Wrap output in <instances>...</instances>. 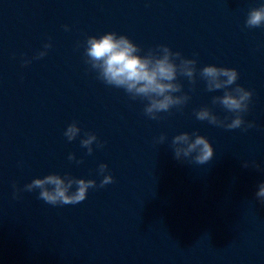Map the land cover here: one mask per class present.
I'll list each match as a JSON object with an SVG mask.
<instances>
[{
  "label": "clouds",
  "instance_id": "clouds-1",
  "mask_svg": "<svg viewBox=\"0 0 264 264\" xmlns=\"http://www.w3.org/2000/svg\"><path fill=\"white\" fill-rule=\"evenodd\" d=\"M245 27H264V4L248 11ZM64 28L69 30L67 25ZM51 47V43H46L44 50L39 51L34 58H43ZM142 52V48L128 36L112 31L100 36H88L84 44L85 62L90 66V70L97 73V79L108 86L123 89L132 100L146 101L144 114L150 119L159 120L162 118L160 113L170 112L173 107L180 108L189 101L190 96L183 92L178 77H186L194 84L197 60L185 58L181 52H174L164 44L149 48L144 54H141ZM30 63L31 61L24 60L22 66L26 67ZM199 77L205 82L208 92L223 90L222 95L212 97V104H219L231 116L221 119L211 108L204 106L194 111L197 120L229 130L243 128L247 131L248 128L255 127L254 122H246L244 119V115L250 110L253 91L237 83L239 72L236 68L209 64L199 69ZM177 93L180 94L176 95ZM80 134L81 129L75 121L64 131V136L69 142ZM165 140L166 136L163 134L158 138L161 144ZM94 143L99 148L104 146V142L100 141L95 133L86 132L80 140L81 147L87 149L88 155L93 153ZM171 146L178 161L191 158L195 163L203 165L214 156V148L209 139L196 131L175 135ZM68 159L76 160L75 154L69 153ZM243 167L247 168L248 163L245 162ZM98 174L103 177L99 185L95 179L77 178L69 173H51L42 178H34L25 184L23 189L17 188L14 183L13 198H18L20 191L39 190L38 199L47 204L76 205L86 200L90 189L103 188L114 183V177L107 164H99ZM255 196L264 203V182L258 185Z\"/></svg>",
  "mask_w": 264,
  "mask_h": 264
}]
</instances>
